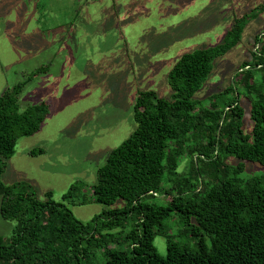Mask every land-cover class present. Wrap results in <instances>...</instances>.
<instances>
[{
	"label": "trees",
	"instance_id": "1",
	"mask_svg": "<svg viewBox=\"0 0 264 264\" xmlns=\"http://www.w3.org/2000/svg\"><path fill=\"white\" fill-rule=\"evenodd\" d=\"M258 10L235 16L221 43L183 53L168 72L169 98L137 91L135 128L97 168L89 193L75 182L61 201L50 190L42 200L25 180H1L17 139L35 133L49 113L45 101L22 109L18 103L25 84L49 64L6 88L0 94V215L14 225L0 236V264H264V175L240 178L243 163L227 161L234 155L264 164V44L228 87L207 101L193 98L214 59L240 41ZM241 98L250 104L251 133L242 129ZM117 199L123 203L113 207ZM65 202L104 207L82 221ZM172 213L182 224L174 233L166 222ZM120 227L126 230H115ZM157 235L165 239L164 255L154 244Z\"/></svg>",
	"mask_w": 264,
	"mask_h": 264
},
{
	"label": "rangeland",
	"instance_id": "2",
	"mask_svg": "<svg viewBox=\"0 0 264 264\" xmlns=\"http://www.w3.org/2000/svg\"><path fill=\"white\" fill-rule=\"evenodd\" d=\"M110 1L90 0L89 10L97 16L99 9L106 11L105 20L86 24L82 21L83 0H0V94L46 65L48 53L53 58L47 73L34 76L18 96L21 109L45 101L49 113L35 133L17 139L1 174L4 183L25 180L42 200L50 190L53 199L61 201L75 182H81L83 191L89 193L97 168L135 128L133 103L138 90L152 89L169 98L168 72L178 58L221 43L235 16L254 8H259L258 15L246 23L240 41L214 59L211 72L193 98L207 101L228 87L239 66L252 62L253 52L264 44V0H114L116 12ZM63 24H71L65 38L75 34L76 50L58 40L49 51L44 40L66 33ZM41 37L44 40L38 45ZM39 47L43 49L36 54ZM240 102L245 109L242 129L251 133L250 104L243 98ZM39 147L43 153H28ZM186 161H181L180 171ZM227 161L243 163L240 178L264 175V164L234 155ZM65 203L82 221L90 220L104 207L96 202ZM122 203L117 199L113 207ZM179 218L172 213L166 221L173 233L182 226ZM13 225L0 215V236L9 235ZM126 229L115 230L123 233ZM154 244L164 255V237L157 235Z\"/></svg>",
	"mask_w": 264,
	"mask_h": 264
},
{
	"label": "crops",
	"instance_id": "3",
	"mask_svg": "<svg viewBox=\"0 0 264 264\" xmlns=\"http://www.w3.org/2000/svg\"><path fill=\"white\" fill-rule=\"evenodd\" d=\"M99 2L101 1V0H98ZM83 2H84V7H85V9H84V11H83V13H82V17H83V19H82V21L83 22H85L86 24L88 23L89 24V21L90 22H94V20L95 19H98V20H100V23H102L105 19H103L105 16V14H106V11H101L100 9H99V11H97L99 14H100V16H97L96 15V11H93V10H89L90 9V7H89V4H90V0H83ZM110 3L111 4H113V6H112V9L114 10V12H116V7H115V1L114 0H111L110 1ZM34 4H32V5H30V6H32V7H34L35 8V6L37 7V5H34ZM89 7V8H88ZM101 7V6H100ZM87 8H88V10H87ZM264 10V6H263V9H262V11ZM110 11H111V9H110ZM116 14V13H115ZM77 15V14H76ZM95 17H97V18H95ZM99 17V18H98ZM41 19V18H40ZM78 20H80V19H78ZM91 20H93V21H91ZM64 25V27H65V29H66V33H64V32H62L61 34H59V36L58 37H56V39H55V34H53V38H51V39H48V40H44L42 37L39 39V42L37 43L38 45H40V40H44V43H45V45H46V47H47V49L50 51L51 50V48H55V44H54V42L55 41H58V40H60V41H62V43H63V40H65L66 41V45H65V47H71L72 49H74L75 48V50H76V45L78 44V40H77V38L75 37V34H73L72 33V36L71 37H66L65 38V35L67 34V32L70 30V26H71V24L69 25V26H65L66 24H63ZM97 25H98V23H97ZM52 29H54V28H52ZM96 29V28H95ZM48 30V29H47ZM40 31L41 30H37L36 31V33L37 34H40ZM63 31H64V29H63ZM94 34H96V32H93ZM43 45L44 44H42L40 47H43ZM36 48V54H38V53H41L40 51H42V49L43 48ZM48 50H46V52H48ZM167 50H164L163 52H161V54L162 53H164V52H166ZM29 55V54H28ZM48 56H49V59L48 60H44V62L45 63H47V64H49V65H52V61H53V58L51 59L50 57V55H49V53H48ZM47 56V57H48ZM44 73H47V70L45 71V72H43V73H40V74H44ZM45 75H47V74H45ZM31 81V80H30ZM26 85V84H25Z\"/></svg>",
	"mask_w": 264,
	"mask_h": 264
},
{
	"label": "water",
	"instance_id": "4",
	"mask_svg": "<svg viewBox=\"0 0 264 264\" xmlns=\"http://www.w3.org/2000/svg\"><path fill=\"white\" fill-rule=\"evenodd\" d=\"M239 70H241V69H239Z\"/></svg>",
	"mask_w": 264,
	"mask_h": 264
}]
</instances>
